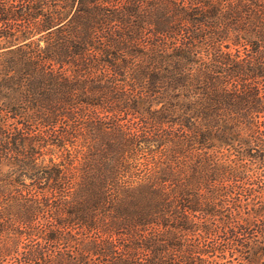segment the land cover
<instances>
[{
  "label": "trees",
  "instance_id": "1",
  "mask_svg": "<svg viewBox=\"0 0 264 264\" xmlns=\"http://www.w3.org/2000/svg\"><path fill=\"white\" fill-rule=\"evenodd\" d=\"M0 264H264V0H0Z\"/></svg>",
  "mask_w": 264,
  "mask_h": 264
}]
</instances>
